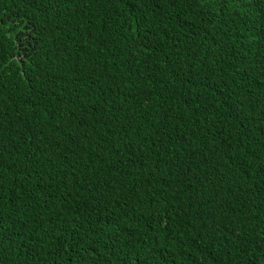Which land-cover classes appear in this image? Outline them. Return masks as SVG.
<instances>
[{
    "label": "trees",
    "instance_id": "trees-1",
    "mask_svg": "<svg viewBox=\"0 0 264 264\" xmlns=\"http://www.w3.org/2000/svg\"><path fill=\"white\" fill-rule=\"evenodd\" d=\"M0 264H264V0H0Z\"/></svg>",
    "mask_w": 264,
    "mask_h": 264
}]
</instances>
